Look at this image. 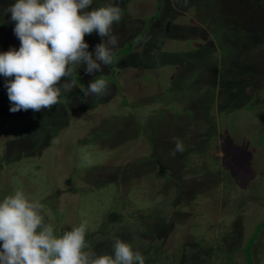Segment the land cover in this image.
Returning <instances> with one entry per match:
<instances>
[{"label": "rangeland", "instance_id": "374dc122", "mask_svg": "<svg viewBox=\"0 0 264 264\" xmlns=\"http://www.w3.org/2000/svg\"><path fill=\"white\" fill-rule=\"evenodd\" d=\"M162 1L129 56L73 71H112L102 98L75 79L51 110L12 113L14 77L0 76V202L23 191L57 237L86 221L97 256L119 238L145 264H245L241 248L264 221V0ZM15 2L0 0V53L21 46L5 11ZM115 2L113 52L157 10L155 0H93L85 11ZM84 39L91 53L102 42ZM251 254L264 264V229Z\"/></svg>", "mask_w": 264, "mask_h": 264}, {"label": "clouds", "instance_id": "9594fccd", "mask_svg": "<svg viewBox=\"0 0 264 264\" xmlns=\"http://www.w3.org/2000/svg\"><path fill=\"white\" fill-rule=\"evenodd\" d=\"M91 5L93 0H16L5 9L21 45L0 53V76L14 77L5 83L13 105L10 112L51 110L59 102L61 88L68 91L74 86L71 81L61 84L62 78L70 77L78 66L86 65L85 73L93 75L112 65L118 44L112 27L122 19V9L115 2L85 11ZM93 32L102 42L91 53L84 38ZM84 94L107 95L106 80L96 78ZM184 150L177 139L174 151ZM84 159L91 163L87 155ZM42 207L20 190L0 202V264H145L142 253L119 238L112 255L97 256L87 250L86 221L55 236L40 212Z\"/></svg>", "mask_w": 264, "mask_h": 264}, {"label": "trees", "instance_id": "16d2710c", "mask_svg": "<svg viewBox=\"0 0 264 264\" xmlns=\"http://www.w3.org/2000/svg\"><path fill=\"white\" fill-rule=\"evenodd\" d=\"M156 2V7H157V10L155 11V13L146 20L147 22V27L144 28V30L140 33L139 37L137 39H133L132 41H129L127 44L123 45L121 48H118L116 51L113 52V63H115L117 61V58H125L127 56H129L133 50V48L139 44L141 42L142 39L145 38L146 36V32L149 28V26L154 23L155 21L159 20L160 17H161V9H162V6H163V1L162 0H155ZM205 3V2H203ZM202 3V4H203ZM201 19V22H203V20H206V18H199ZM209 24V23H208ZM235 35V34H234ZM215 37V36H214ZM217 41H219L218 39H216ZM221 42V41H219ZM221 45V44H220ZM223 49L224 48H227L229 49L228 47L226 46H222ZM223 49L221 50V53H223ZM231 49V48H230ZM230 52L234 53L233 50H229V53ZM227 53L223 54L222 56H225ZM112 63V64H113ZM112 72V71H111ZM111 72H110V75H100V76H96L94 78H91V79H88V78H85L83 76L81 77H76V76H70L68 78H62V80H65V81H72V80H77L78 82H76L77 84L78 83H81L83 85H88L90 82H92L93 80H95L96 78H103L106 80L107 82V85L108 84H111L113 83L114 79H113V76L111 75ZM241 76H246L245 74L244 75H241ZM241 76L237 77L236 80H241ZM256 79V78H255ZM254 79V80H255ZM228 80V78H227ZM223 85V84H222ZM218 90V89H217ZM214 100V99H213ZM215 107L214 105V102H210L209 103V111L206 113L207 115V120L209 122H213L212 120L214 119V117H211L212 114L211 112L213 111L212 108ZM212 110V111H211ZM259 141H264V136H261ZM209 150V149H208ZM203 154H205V150H202L201 151ZM169 172V171H168ZM171 179V177H169ZM263 224L261 226H258L256 227V231L254 232V236L251 238V239H248L246 241V243L244 244V246L241 248V251L243 252V255H244V260H245V264H253V261H252V254H251V250L253 248V245L259 235V233L264 229V221L262 222Z\"/></svg>", "mask_w": 264, "mask_h": 264}]
</instances>
